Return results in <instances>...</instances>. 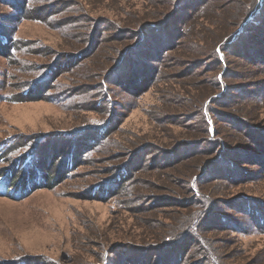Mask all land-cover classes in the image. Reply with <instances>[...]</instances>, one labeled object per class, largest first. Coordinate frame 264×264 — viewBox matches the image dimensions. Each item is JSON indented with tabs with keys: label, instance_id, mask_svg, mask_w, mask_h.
Here are the masks:
<instances>
[{
	"label": "rangeland",
	"instance_id": "374dc122",
	"mask_svg": "<svg viewBox=\"0 0 264 264\" xmlns=\"http://www.w3.org/2000/svg\"><path fill=\"white\" fill-rule=\"evenodd\" d=\"M195 1L0 0V176L47 177L0 194V264H264V0Z\"/></svg>",
	"mask_w": 264,
	"mask_h": 264
},
{
	"label": "trees",
	"instance_id": "16d2710c",
	"mask_svg": "<svg viewBox=\"0 0 264 264\" xmlns=\"http://www.w3.org/2000/svg\"><path fill=\"white\" fill-rule=\"evenodd\" d=\"M198 1L199 0H196L195 4ZM206 1L207 0H201V3L197 5V7H198L197 9H199L201 6H203L206 3ZM255 1H256V3L254 5V7L256 9L257 8L256 5H257V2L259 0H255ZM171 18H172V16H170L169 20ZM8 42H9V40H8V37L6 34L0 35V44H3V43L6 44ZM217 46L218 47L217 48L215 47L216 49H214V55L215 56L217 55L216 50L220 49L222 51V48L220 47V45H217ZM17 47H19L18 44H17ZM14 48H15L14 45H12L9 48L7 46L5 47V49L8 53L11 52ZM217 57H218V55H217ZM75 61H70L69 63H66L67 69H72L73 66L76 64ZM65 62H68V61H65ZM259 62H262V61H259ZM51 72H52L51 68L48 69V71L46 73H44V75H43L44 79L42 78V79H40V82L34 83L32 85V88L34 90H36L39 87V91L44 93L43 96L44 97L46 96L48 98L50 97L51 101L60 102L64 99L70 98V96H68V94L65 92H60V93L56 94L54 97H51L50 93H48V91H47V90H49L48 85H49V82L53 78L52 76H50ZM99 89L100 88H98V91H96L98 93L97 103L98 104L103 103V104H107L109 106H112V100H111L110 96H108L105 92H104L105 96H103V94L100 93ZM28 92L29 91L26 90L24 94H27ZM101 96H103V98ZM17 100H21V97L18 98ZM108 100H109V102H108ZM100 132H102V131H100ZM99 139H100V134H97V133L94 136L87 135L86 133H83L78 137L77 136L74 137L73 147L71 149H69L68 150L69 152L67 151L65 155L62 154V156L65 157L64 158L65 166L63 167V170H65L66 174H67V169L72 167L75 157H78L80 160L81 159L83 160V158L86 156L87 152L90 151L92 146L97 144ZM85 141H86V144L84 143ZM87 141H90L91 145H88ZM11 146L13 149H17L19 147V145L12 144V142H10L8 144H5V143L0 144V155H3V154L7 155L8 152L10 151L9 148ZM29 150H31V151L27 152L23 156L24 159L20 158L18 160V166L20 163L21 164L20 167L22 168V174L20 176H18V173H15L14 170H11L9 173H5L3 175V177L0 176V194L1 195H4L5 197H8V198H13V199H22V198L27 196V193L29 192L28 189L29 190L31 189V191H32V189L36 190L38 188L43 187V186H38V184L44 183L45 179H47V177L43 173V167L40 164V162H41L40 154L41 153L38 149V146L36 148L35 147L30 148ZM123 172L126 173L125 169L121 170V173H123ZM117 178L119 180L120 175H117ZM47 182H48V180H47ZM57 182H59V179L55 178V181H52L51 185L47 184L45 187L50 188V187H52L53 184H57ZM104 184H106L105 187H104ZM113 187H115V181L113 179H108V180H105L102 183H100V185L97 186L96 188H98V189L100 188L101 189L100 192L102 194H107L110 191V189H112ZM93 192H95V189L93 190ZM247 209L249 212H251L252 211L251 205L247 204ZM257 213H258V210H257ZM259 217L261 218V223H264V217L261 216L260 214H259ZM20 263L25 264L26 261L22 260V261H20ZM20 263H18V264H20ZM165 264H175V253L169 257V260H167V262Z\"/></svg>",
	"mask_w": 264,
	"mask_h": 264
}]
</instances>
